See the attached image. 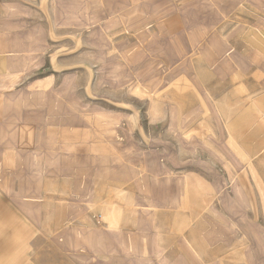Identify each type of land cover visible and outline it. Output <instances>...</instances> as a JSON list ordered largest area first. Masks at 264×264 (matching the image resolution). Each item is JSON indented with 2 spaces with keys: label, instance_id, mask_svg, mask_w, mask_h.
<instances>
[{
  "label": "crops",
  "instance_id": "0c3cea01",
  "mask_svg": "<svg viewBox=\"0 0 264 264\" xmlns=\"http://www.w3.org/2000/svg\"><path fill=\"white\" fill-rule=\"evenodd\" d=\"M117 1L126 4L127 15L135 4L158 13L138 27L145 29L151 20V32L138 37V43L181 45L175 61L190 54L191 67L175 69L173 75L191 83L184 90L179 81L168 87L191 93L189 108L174 99L167 113V101L148 102L147 114L159 120L144 118L157 132L142 133L143 139L159 148L125 153L118 147L116 117L104 127L97 116L74 114L54 123L48 112L53 102L42 101L45 112L33 111L38 107L32 100L17 99L8 107L4 103L0 141L10 142L0 151L4 210L27 221L23 228L31 236L45 228L46 236L61 234L62 245L76 252H108V231L122 229L127 243L136 237L138 251L162 254L163 264L165 259V264H264V183L251 176H257L256 165L264 155V65L253 63L264 61V54L248 53L235 69L225 58L230 44L226 34L232 28L225 17L242 13L238 4L243 0ZM127 27L133 33L134 25ZM215 28L220 36L213 35ZM156 29L173 35L161 41L152 36ZM7 58L0 54V77L6 67L10 73ZM165 87L160 91L170 92ZM167 123L216 133L223 154L202 146L198 153L175 149L177 144L166 154L160 147L167 140L160 125ZM197 156L206 160L197 164L185 159Z\"/></svg>",
  "mask_w": 264,
  "mask_h": 264
},
{
  "label": "rangeland",
  "instance_id": "374dc122",
  "mask_svg": "<svg viewBox=\"0 0 264 264\" xmlns=\"http://www.w3.org/2000/svg\"><path fill=\"white\" fill-rule=\"evenodd\" d=\"M238 5L244 10L242 13L235 11L225 17L232 25L226 34L230 35V44L225 54L230 69L237 68L240 59L249 58L248 53L264 54V0H243ZM150 9L145 7L141 11L135 4L133 13L130 8L127 15L126 4L117 0H0V54L8 57L10 67V73L6 67L7 73L0 77L1 111L4 103L8 107L21 99L35 101L38 108L33 111L45 112L41 104L48 100L53 102V109L48 112L54 115V123H64L67 116L74 114L79 118L97 116L104 127L110 118L116 117L119 149L125 153L135 149L157 150L159 147L153 141L143 139L142 133L157 132V126L148 125V120H159L157 115H148L145 106L162 99L168 102V113L176 99L181 108H189L191 93H175L168 87L179 81L177 84L184 90V85L191 82L173 74L175 69L191 64L190 54L175 61V54L182 52L181 45L138 43V37L150 30L151 20L145 29L138 27L158 15L150 13ZM127 25H134L133 33ZM153 31L152 36L161 37V41L173 35L163 29ZM212 32L221 35L220 29ZM255 36L262 38V44H256L259 39L254 41ZM253 63L264 65L261 60ZM162 85L170 92L160 91ZM168 117L166 114L167 120ZM160 128L166 133L165 146H160L166 154L175 144V149L191 148L196 153L198 146L218 153L220 147L224 148L217 139L219 135L199 133L190 124L167 123ZM199 137L202 139L198 140ZM9 143L0 141V151ZM185 159L197 163L206 157ZM256 166L260 171L251 176L264 183V155ZM4 209L0 202V264H163L162 254L138 251L141 246L136 237L129 238L127 243L125 230L108 231L112 234L107 242L108 252H76L69 245L70 251L62 245L61 234L46 236L45 228L39 227L37 235L31 236L32 231L23 228L29 223ZM26 216L34 218L35 214L26 211ZM36 217L41 218V214ZM82 237L84 241L89 239ZM66 240L70 242L72 238Z\"/></svg>",
  "mask_w": 264,
  "mask_h": 264
}]
</instances>
